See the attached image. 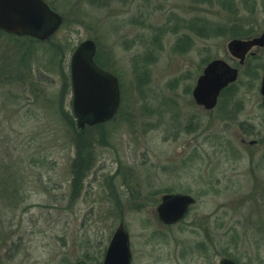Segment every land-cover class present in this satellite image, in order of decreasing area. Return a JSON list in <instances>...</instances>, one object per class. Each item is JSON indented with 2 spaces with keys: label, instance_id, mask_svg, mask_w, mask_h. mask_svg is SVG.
I'll return each instance as SVG.
<instances>
[{
  "label": "rangeland",
  "instance_id": "374dc122",
  "mask_svg": "<svg viewBox=\"0 0 264 264\" xmlns=\"http://www.w3.org/2000/svg\"><path fill=\"white\" fill-rule=\"evenodd\" d=\"M44 1L63 18L49 40L0 31V264H98L120 222L131 264H264V47L242 64L226 47L264 31V0ZM85 39L120 105L79 130L69 65ZM216 58L238 77L206 110L191 92ZM168 191L195 202L161 225Z\"/></svg>",
  "mask_w": 264,
  "mask_h": 264
},
{
  "label": "water",
  "instance_id": "95a60500",
  "mask_svg": "<svg viewBox=\"0 0 264 264\" xmlns=\"http://www.w3.org/2000/svg\"><path fill=\"white\" fill-rule=\"evenodd\" d=\"M62 22V16L44 0H0V31L5 33L27 35L44 41L55 34ZM226 47L242 64L245 55L252 48L264 47V31L249 39L232 38ZM95 52V42L86 39L76 46L70 57L71 107L79 129L111 119L120 103L118 79L95 62ZM237 77V67L231 66L222 58L210 60L196 79L191 92L192 100L204 109L211 110L215 107L220 92L235 82ZM259 92L264 106V72ZM194 201L187 193H165L155 209L157 218L164 224H174L185 217ZM130 256L129 234L120 222L99 264H129ZM75 264L87 263L80 260ZM218 264L238 263L231 258L222 257Z\"/></svg>",
  "mask_w": 264,
  "mask_h": 264
},
{
  "label": "trees",
  "instance_id": "16d2710c",
  "mask_svg": "<svg viewBox=\"0 0 264 264\" xmlns=\"http://www.w3.org/2000/svg\"><path fill=\"white\" fill-rule=\"evenodd\" d=\"M239 33L240 32H238V33H236L237 35H239ZM14 36V35H13ZM231 85V84H230ZM230 85L229 86H227V87H225V89H223L222 90V92L221 93H224L225 92V90H227L228 88H230ZM221 95V94H220ZM81 144V143H80ZM81 157V156H80ZM81 160H80V172L82 171L83 173H84V166H85V160L87 159V158H84V157H82V158H80ZM83 161H84V165H83ZM83 173H80V174H83ZM83 177V176H82ZM82 177L80 178V179H82ZM81 181V180H80ZM81 183V182H80ZM80 187H81V184H80Z\"/></svg>",
  "mask_w": 264,
  "mask_h": 264
},
{
  "label": "flooded vegetation",
  "instance_id": "af4514ba",
  "mask_svg": "<svg viewBox=\"0 0 264 264\" xmlns=\"http://www.w3.org/2000/svg\"><path fill=\"white\" fill-rule=\"evenodd\" d=\"M118 108H119V107H118ZM104 123H106V122H104ZM104 123H101V124H104ZM84 129H85V127H84L83 129H80V130H84ZM166 193H173V192L168 191V192H166ZM163 194H165V192L162 193L161 196H162ZM161 196H160V197H161ZM160 223H161V222H160ZM175 224H177V223H175ZM161 225H165V224L161 223ZM172 225H174V224H172ZM128 234H129V232H128ZM131 246H132V245H131L130 235H129V247H130V254H131L129 264H131V262H132V257H133V255H132V249H131L132 247H131Z\"/></svg>",
  "mask_w": 264,
  "mask_h": 264
}]
</instances>
